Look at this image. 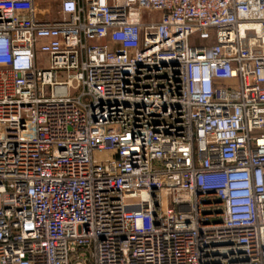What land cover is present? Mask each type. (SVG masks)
<instances>
[{
  "label": "built area",
  "instance_id": "1",
  "mask_svg": "<svg viewBox=\"0 0 264 264\" xmlns=\"http://www.w3.org/2000/svg\"><path fill=\"white\" fill-rule=\"evenodd\" d=\"M0 264H264V0H0Z\"/></svg>",
  "mask_w": 264,
  "mask_h": 264
},
{
  "label": "rangeland",
  "instance_id": "2",
  "mask_svg": "<svg viewBox=\"0 0 264 264\" xmlns=\"http://www.w3.org/2000/svg\"><path fill=\"white\" fill-rule=\"evenodd\" d=\"M44 7L47 8L45 5H44ZM53 9H55V8L53 7Z\"/></svg>",
  "mask_w": 264,
  "mask_h": 264
}]
</instances>
